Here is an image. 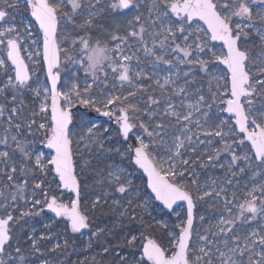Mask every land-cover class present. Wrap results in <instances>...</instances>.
Returning a JSON list of instances; mask_svg holds the SVG:
<instances>
[{
	"label": "snow or ice",
	"instance_id": "1",
	"mask_svg": "<svg viewBox=\"0 0 264 264\" xmlns=\"http://www.w3.org/2000/svg\"><path fill=\"white\" fill-rule=\"evenodd\" d=\"M141 7V0H0V264H54L42 249L52 223L61 218L66 232L82 234L110 199L112 227L91 237L114 235L125 219L167 231L166 245L147 238L139 258L114 264H264V0H152L147 16ZM20 10L39 25L42 51H33ZM129 14L123 29L103 28L106 17ZM97 28L109 40H94ZM250 34L261 45L255 56L245 46ZM213 60L226 66L222 75L212 72ZM93 112L114 122L125 147L105 150L111 130ZM205 158L201 167L225 169L226 179L201 185L192 165ZM126 161L147 174L154 196L138 190ZM206 199L222 210L197 230L194 210ZM21 201L30 206L16 216ZM154 201L178 217L171 230L146 222ZM178 202L186 204L183 218ZM45 211L53 214L49 231L25 232L24 217ZM198 219L203 225L206 217ZM137 239L129 230L124 243L135 247Z\"/></svg>",
	"mask_w": 264,
	"mask_h": 264
},
{
	"label": "rangeland",
	"instance_id": "2",
	"mask_svg": "<svg viewBox=\"0 0 264 264\" xmlns=\"http://www.w3.org/2000/svg\"><path fill=\"white\" fill-rule=\"evenodd\" d=\"M151 3H152V0H141L142 7L140 8V12L144 16H147L148 7ZM22 7L23 6H21V9H22ZM69 9H70V5H69ZM130 18H131V14H129L128 16L106 17L105 20L102 22L103 28L106 29L107 32H112L116 25H119L120 28L123 29L124 27H126V21ZM16 19H17V21L22 20L25 24L29 25V28L32 32V37H31L29 43H31L32 40L36 41V44L33 45V51H36L37 48H39L42 51V33L39 30L38 26L36 25L35 21L31 18L30 12H25L23 10L18 11V13L16 14ZM29 22H31V23H29ZM120 34L122 35L123 31H121ZM91 35H92L94 40L97 38L102 40V41L109 40V37L106 34V32L99 30V28L94 30L91 33ZM211 45H215V48H216L217 52L219 53L220 42L212 41V42H210V46ZM245 46L249 47L253 50L254 56L261 51L260 41L254 34H250V37H249L248 41L246 42ZM257 66H260V65H253V71L255 70V68ZM69 67L71 68L72 71H75V69L72 68V66H69ZM225 71H226L225 65H223L219 61L213 60L212 72L214 74L222 75ZM38 75L40 76L41 80L44 79V73L42 71L39 72ZM202 75L203 74H199L197 76V79L199 80ZM62 79H63V77H62ZM80 80L81 81L84 80V73L82 71L80 72ZM148 83H150V82H148ZM199 86L200 85L197 84V87H199ZM204 87L207 88V83L204 84ZM29 103H30V101H29ZM77 111H82V110L78 109ZM27 114H28V112L26 111L25 115H27ZM92 118L95 120V122L103 123L105 127H109L111 130V134L108 136V138L105 142V150L108 148L125 147L126 146L122 142V137H120L118 135L115 125H112L109 121H105L101 118H96L93 116H92ZM77 131H78V129H77ZM36 147L39 148V150H41V151L48 152V149H46V147L42 144H37ZM0 150H5L3 145H0ZM81 150H83V146H81ZM84 155H85V158L87 159L88 153L86 150H84ZM104 155L116 158L115 153H107L105 151ZM226 159H227V157L225 156L224 160H222L221 163L225 162ZM105 162H110V161L101 160V161H99L100 166L102 167L103 163H105ZM97 163H98L97 159L93 158L92 159L93 168H95L97 166ZM202 164H206V158L204 160L200 161L198 164L192 165V167L199 174V182L201 185H204L206 182L210 184L212 179H216L218 182L220 180L226 179V176H225L226 170L225 169H220L218 166L217 167H211V166L201 167ZM124 166L126 167L127 171L133 175L134 182H135L136 186L138 187V190L141 191L146 196H154L153 193H151V191L147 187V179L144 177L142 170L138 169L137 166H135L134 164H132L131 162H128V161L125 162ZM84 176L87 177L86 182L88 184H91L92 183L91 173L90 172L85 173ZM48 179H49V181H51L52 176L49 175ZM83 179H84V177H82V180ZM246 179L247 178L245 177L244 179L241 180V188L243 187ZM53 187H55L54 184H53ZM233 190L237 191V193L239 195V189H230V191H233ZM91 191L95 192V191H99V189L93 188V189H91ZM56 194L59 195V192H57ZM65 198L68 199V196L65 195L63 197V199L65 200ZM112 199H126V198L121 197L120 194L114 193L112 196ZM213 205H214V202L210 199H206L205 201H201L198 203V206L196 208L197 219L195 221V223L197 225V230H200L203 227H206L208 225L209 221L214 222L217 219V217L215 215V211L216 210H222V205H220L219 203H216L214 206ZM29 206L30 205H26V204H24L23 201H21L18 205L19 210L17 212H15L14 214H17V216H19L20 211H27ZM110 207H111V199L109 200L108 205L104 207L106 209V212L102 216L100 215V209L97 210L96 213L92 216V225H91L92 231L93 230L95 231V228L98 226L104 227L105 225H107L109 228L112 227V223H113V220L115 219V217L109 211ZM175 208L177 209V211L181 212V218H183L184 213H183L182 209H185L186 205L184 203H182ZM150 211H151V217L150 218L147 216L145 217L146 222H148V223L154 224L156 221H163L165 224L168 225V230H171L177 223H179L178 217L174 213H172L171 211H168L167 209H165L163 207V205L158 201H154V208L150 209ZM199 215H204L206 217V220H205L203 225H201L199 222V219H198ZM52 218H53V214L48 212V211H45V213H43L41 216H36L34 218L33 217H24V222H25L24 223V231L29 232L30 228H35L37 235H40L41 233H46L49 230L45 229V225L50 223L52 221ZM35 220H37L41 223L36 224L34 222ZM62 225H64V222ZM57 226H58V220L56 219L55 222L52 223V227L50 229L51 233L53 234V237L55 236L54 229ZM129 230H131L132 234H135L138 237L135 247H129L124 243V236L128 234ZM61 231H63V240L67 239L69 237V235H68V233L65 232L64 226L62 227ZM113 232H114V235H110V236L113 237V239L116 243L114 246H113V244H110L107 246H109L111 249H114V251H110L107 254H105L103 252V247L102 248H97V247L92 248V246H94V244H93V237L90 236V232L87 235V237L86 236L84 237V239H85L84 248H85V250L88 251V254H87V257H84L82 259L83 260L82 264H96L97 261H101L102 264H114V262L119 261V258L121 256H124V257L135 256V257L139 258L140 254L142 253V245H143V243L146 242L147 238H154L160 243H163L165 245L167 244V231L163 227H153L150 230L145 231V229L141 226L139 220L129 222L128 219H125L123 227H121L118 224L117 227L113 230ZM141 232H143V234H144L143 237H141ZM52 239L42 242V249H43L44 256L50 260H53L54 264H64L66 257L63 256L61 250H58L55 253H49L47 251V249L50 248L53 244H55L57 242L61 243L60 238H59L60 240L56 239L54 241ZM27 247L28 246H25V248H27ZM33 259H35V258L33 257ZM37 264H38V261H37ZM76 264H79V263H76Z\"/></svg>",
	"mask_w": 264,
	"mask_h": 264
},
{
	"label": "flooded vegetation",
	"instance_id": "3",
	"mask_svg": "<svg viewBox=\"0 0 264 264\" xmlns=\"http://www.w3.org/2000/svg\"><path fill=\"white\" fill-rule=\"evenodd\" d=\"M78 110V109H77ZM76 110V111H77ZM79 110H82V109H79ZM93 117H96V118H100V117H97V116H93ZM103 119V118H101ZM105 121H108V118L106 119H103ZM110 122V121H109ZM112 125H115L113 122H110ZM130 143L132 141H129ZM47 149V148H46ZM143 172V171H142ZM144 174V173H143ZM144 177L146 178V176L144 175ZM147 179V178H146ZM65 201H67V198H65ZM17 216V214H14ZM34 218V217H33ZM58 220V226L54 229V234L55 236L53 237V241L56 240V239H59L61 241V244L64 243V240H63V231L62 230V227L64 226L65 228V222L63 219L61 218H57ZM36 224L37 223H41L37 220L34 221ZM64 222V225H62ZM41 225V224H40ZM94 231V230H93ZM66 232V231H65ZM89 232L91 233L92 230H91V226L89 229H85L82 231V234L81 233H71L70 230H68L66 233H68L69 237L67 238L68 240V245L67 247L65 248H62L60 249L63 256L66 257V260L64 262V264H76V263H79V264H82V259L84 257H87V254H88V251L85 250L84 248V244H85V239L84 237L89 234ZM27 246V244H24V247ZM95 248V247H94ZM98 248H101V247H98Z\"/></svg>",
	"mask_w": 264,
	"mask_h": 264
},
{
	"label": "trees",
	"instance_id": "4",
	"mask_svg": "<svg viewBox=\"0 0 264 264\" xmlns=\"http://www.w3.org/2000/svg\"><path fill=\"white\" fill-rule=\"evenodd\" d=\"M106 212V209L103 208V209H100V215L102 216L104 213ZM115 241L113 239L112 236H107V237H101L99 240L96 238V237H93V244L94 246H92V248L94 247H103L105 245H110V244H113V246L115 245Z\"/></svg>",
	"mask_w": 264,
	"mask_h": 264
},
{
	"label": "water",
	"instance_id": "5",
	"mask_svg": "<svg viewBox=\"0 0 264 264\" xmlns=\"http://www.w3.org/2000/svg\"><path fill=\"white\" fill-rule=\"evenodd\" d=\"M32 18V17H31ZM33 20H34V18H32ZM36 25L38 26V28H39V25L36 23ZM40 30V29H39ZM41 31V30H40ZM215 42H218V41H215ZM92 116H97V114L96 113H94L93 112V114H92ZM100 118H103V119H106L107 117H100ZM114 123V122H113ZM138 167V166H137ZM141 170V169H140ZM143 171V170H142ZM144 173V172H143ZM144 175L146 176V178H147V174L146 173H144ZM149 190L151 191V189L149 188ZM154 195V194H153ZM159 202V201H158ZM161 203V202H160ZM183 202H178V205H180V204H182ZM185 204V203H184ZM178 205H174V208L175 207H177ZM186 205V204H185ZM168 211H170V210H168ZM194 213L196 214V209L194 210ZM85 230V229H84ZM83 231V230H82ZM152 239H154V238H152ZM158 242V241H157Z\"/></svg>",
	"mask_w": 264,
	"mask_h": 264
}]
</instances>
